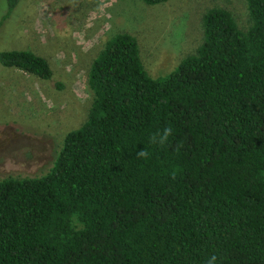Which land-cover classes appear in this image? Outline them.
Returning a JSON list of instances; mask_svg holds the SVG:
<instances>
[{
  "label": "trees",
  "instance_id": "16d2710c",
  "mask_svg": "<svg viewBox=\"0 0 264 264\" xmlns=\"http://www.w3.org/2000/svg\"><path fill=\"white\" fill-rule=\"evenodd\" d=\"M245 1L246 30L209 10L200 46L162 77L129 33L104 43L86 121L49 172L0 180V264H264V0ZM0 63L52 77L29 50Z\"/></svg>",
  "mask_w": 264,
  "mask_h": 264
},
{
  "label": "rangeland",
  "instance_id": "374dc122",
  "mask_svg": "<svg viewBox=\"0 0 264 264\" xmlns=\"http://www.w3.org/2000/svg\"><path fill=\"white\" fill-rule=\"evenodd\" d=\"M7 2L0 0V52L32 51L47 60L52 77L0 63V180L49 172L65 135L86 121L89 68L113 35H132L145 70L158 78L200 46L209 10L229 11L242 31L249 26L245 0H18L3 19Z\"/></svg>",
  "mask_w": 264,
  "mask_h": 264
},
{
  "label": "clouds",
  "instance_id": "9594fccd",
  "mask_svg": "<svg viewBox=\"0 0 264 264\" xmlns=\"http://www.w3.org/2000/svg\"><path fill=\"white\" fill-rule=\"evenodd\" d=\"M173 133V129L171 127H166L163 129L162 133L153 135L150 138V142L153 144H159V145H164L167 143L168 138L172 135ZM182 145H177V150L179 149V147H181ZM137 156L140 158H144L148 156V152L147 151H140L139 153H137ZM217 260L218 257L216 255H212L211 257L208 258L206 264H217Z\"/></svg>",
  "mask_w": 264,
  "mask_h": 264
}]
</instances>
